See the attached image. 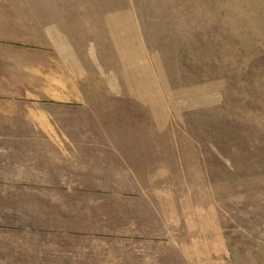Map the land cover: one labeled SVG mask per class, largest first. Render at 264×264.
<instances>
[{"label": "rangeland", "instance_id": "obj_1", "mask_svg": "<svg viewBox=\"0 0 264 264\" xmlns=\"http://www.w3.org/2000/svg\"><path fill=\"white\" fill-rule=\"evenodd\" d=\"M8 2L32 85L71 103L49 109L56 132L124 152L120 201H168L217 264H264V0Z\"/></svg>", "mask_w": 264, "mask_h": 264}, {"label": "crops", "instance_id": "obj_2", "mask_svg": "<svg viewBox=\"0 0 264 264\" xmlns=\"http://www.w3.org/2000/svg\"><path fill=\"white\" fill-rule=\"evenodd\" d=\"M25 13L0 0V264H217L168 201H120L132 172L113 137L56 132L49 109L71 103L32 85L41 60L18 36Z\"/></svg>", "mask_w": 264, "mask_h": 264}]
</instances>
